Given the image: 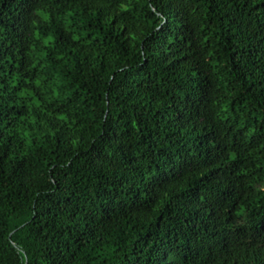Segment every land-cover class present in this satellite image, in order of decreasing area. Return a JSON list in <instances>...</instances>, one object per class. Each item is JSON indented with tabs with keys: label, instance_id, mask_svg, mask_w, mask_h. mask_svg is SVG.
Here are the masks:
<instances>
[{
	"label": "trees",
	"instance_id": "16d2710c",
	"mask_svg": "<svg viewBox=\"0 0 264 264\" xmlns=\"http://www.w3.org/2000/svg\"><path fill=\"white\" fill-rule=\"evenodd\" d=\"M0 264H264V0H0Z\"/></svg>",
	"mask_w": 264,
	"mask_h": 264
}]
</instances>
